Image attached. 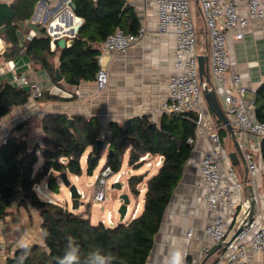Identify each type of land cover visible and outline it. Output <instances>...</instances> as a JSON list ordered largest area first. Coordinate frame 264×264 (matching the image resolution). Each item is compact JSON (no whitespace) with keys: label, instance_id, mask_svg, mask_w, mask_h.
<instances>
[{"label":"trees","instance_id":"1","mask_svg":"<svg viewBox=\"0 0 264 264\" xmlns=\"http://www.w3.org/2000/svg\"><path fill=\"white\" fill-rule=\"evenodd\" d=\"M36 0H15L10 9L13 20H4V40L10 47L4 53L5 59L26 54L46 72L55 84V71L58 69L63 83L78 85L80 82L94 81L100 66L98 56L105 39L115 29L135 33L139 29L138 18L126 0H70L75 16L81 18L80 27L70 46L55 51L50 50L51 38L44 28L39 35L21 38L20 22L32 15ZM65 23H54L53 35L59 34ZM72 28L64 31L70 33ZM58 55L55 66L51 58ZM60 100L44 91L38 100ZM29 100L26 89L7 82L0 83V118L14 107ZM254 118L264 122V83L255 92ZM64 114L46 115L42 122L44 141L42 147L43 164L35 169L38 145L30 147L25 134L15 135L23 129V123L16 125L5 141L0 142V222H11L13 212L20 208L36 210L40 217L42 244L32 243L23 264H57V258L67 250L69 238L79 245L81 264H87L91 252H100L108 257V264H146L153 244L154 235L171 193L182 175L193 145L187 143L194 138L197 126L195 115H168L163 113L159 123H152L148 116L132 117L123 124L111 122L101 138L103 145L96 149L100 130L94 118L73 117L70 123ZM219 124V122H218ZM219 138L225 134L223 126L218 130ZM108 147L105 165L119 172L122 158L129 149L128 165L139 167V158L144 155L162 158L157 173L146 182L141 213L114 226L101 222L92 224L88 209L81 213L68 210L58 203H49L37 197L33 187L46 178L50 192L57 191L59 174L65 172L79 177L83 174L81 161L89 148L85 161V174L92 176ZM264 158V143L261 147ZM58 174V175H56ZM144 176H131L127 180L132 195L137 196V186ZM47 233V235H45ZM24 250L19 246L8 256L6 264H18Z\"/></svg>","mask_w":264,"mask_h":264},{"label":"crops","instance_id":"2","mask_svg":"<svg viewBox=\"0 0 264 264\" xmlns=\"http://www.w3.org/2000/svg\"><path fill=\"white\" fill-rule=\"evenodd\" d=\"M14 1L0 0L9 6ZM66 1L36 0L31 17L18 24L21 38L24 40L37 36L39 30L44 28L51 38L50 50L55 51L57 40L52 39L54 23H65L64 27H60L61 32L57 33L56 36L65 40V47L70 46L76 33L71 34L70 32L68 34L64 30L68 27L73 29L75 15L71 9V4L68 5ZM155 1L126 0L138 18L139 27H144L146 33L142 39L124 53L100 55L102 56L101 63L107 69L109 76L108 85L101 92L97 91L94 81L80 82L75 86L63 83V79L60 84L53 83L40 65L34 63L26 54L20 53L12 59H5L4 53L10 47V43L4 40L3 35H0V83L7 82L13 85L11 80L13 72H15L31 80L43 82L45 92L61 98L60 100L29 99L25 104L14 107L6 116L0 118V142L6 139L16 125L23 123V129L14 134L24 133L30 147L38 145L36 151L37 165L35 167L37 169L39 168L38 161H44L41 150L45 136L41 122L46 115L64 114L70 120L76 116L84 117L87 120L94 118L99 126L100 139L111 122L121 125L132 117L146 115L150 122L158 124L163 114L159 109L166 100L167 83L173 73L174 37L170 32L160 33L158 31ZM193 1L195 2V0ZM238 3L240 10L244 13L246 10L245 1L238 0ZM226 46L228 58L234 62L230 72H237L241 75L242 83L247 88L244 99L248 111L254 117L255 92L264 83V24L250 21L244 30L243 38L235 40L232 35H229ZM58 55L59 52H56L55 56L51 58L55 66L58 64ZM10 67L14 68L13 72L8 70ZM212 84L211 79V86ZM217 100L223 109L222 97L219 101L217 95ZM202 109L205 118L203 126L196 129L192 144L193 149L183 166L180 180L163 210L161 222L154 235L146 264H168L170 254L176 250H180L184 254V260L195 261L198 264L214 263L223 247L217 249L220 244L211 241L206 229L214 219L219 218L229 234L233 235L246 216L247 200L251 195L248 190L249 187L252 188L255 200L254 219L258 224L264 225V172H259L254 179H251L248 171L250 163L259 165L264 162L261 155L264 138L249 134L243 136L239 128L232 122L244 161H240L238 155L236 159H230L229 156L231 153H235V148L224 127L226 134L220 139L221 150L215 156V160L221 169V182L223 184L227 182V170L231 168L235 181L241 185L234 196L238 200V205L230 206L223 202L219 203L218 209L215 211L206 208L204 198L207 189L199 170L201 154L210 146L205 128L207 129L209 123L219 128L222 125L210 113L204 99L202 100ZM106 148L104 151L108 150V147ZM89 150L88 148L80 159L83 174L78 177L79 180L89 177L85 174V161ZM128 159L129 149L123 155L121 168L123 161L126 160L128 163ZM157 159V156H148L149 161H156ZM140 167L146 168V165L137 168L131 167V170L140 169ZM121 168L120 173L125 176L126 171H122ZM147 168L155 169L153 175L157 173L156 167ZM147 173L148 171H144L141 174H131L127 177L128 180L131 176H144L142 182L137 186V196L130 193L126 180L127 193H124L128 195L129 199L141 197L140 203L136 201L133 209L134 212L138 207L135 216H138L142 211L146 182L153 176H149ZM95 175H93L91 185ZM41 184L42 186L46 184V179L41 181ZM48 192L49 195H53L49 189ZM92 208V206L89 207L91 223L94 214ZM22 210L20 208L16 212L21 215L20 217L26 214ZM101 220L97 219L99 222ZM17 222H0V264H6L7 256L4 254L3 247L7 246L8 243L13 242L18 245L22 239L27 243L30 242L28 241L30 238L29 223L27 220ZM24 222L26 223L24 224ZM19 224L21 225L19 226ZM245 259L249 264H264V253H256L248 249Z\"/></svg>","mask_w":264,"mask_h":264},{"label":"built area","instance_id":"3","mask_svg":"<svg viewBox=\"0 0 264 264\" xmlns=\"http://www.w3.org/2000/svg\"><path fill=\"white\" fill-rule=\"evenodd\" d=\"M245 12L240 10L238 0H195L203 22L205 31V45L199 46L198 32L195 29L189 10V0H156L157 28L160 33H172L174 37V64L173 73L167 83V97L160 106L159 111L168 115H195L197 127L203 126L204 112L202 109L203 84L200 82L198 71V55H207V67L213 81L212 87L216 95H220L223 101V112L230 122L239 128L244 135H254L264 138V122L257 121L248 111L244 95L247 88L242 83L241 75L230 72L234 65L227 54V38L232 35L235 40L243 38L245 28L250 21L264 24V0H244ZM66 3L69 5L70 0ZM75 24V23H74ZM144 27H139L135 33H126L120 28L109 35L100 48V55L124 53L133 44L145 35ZM207 42V43H206ZM208 44V46H207ZM201 47L203 52H198ZM98 56L99 70L95 75L94 84L98 92L106 89L108 85V71L101 63L102 56ZM8 70L13 72L14 68ZM16 87L24 88L29 93V99L38 100L42 97L45 87L43 82L34 81L25 76L13 72L12 80ZM59 90V89H58ZM210 146L202 152L199 160L200 176L206 186L205 205L208 210L215 211L219 203H227L237 206L238 200L234 198L236 190L241 185L235 181L231 168L227 170V182H221V169L215 160L220 152L219 127L209 123L207 126ZM187 143L193 144V138H188ZM149 156V155H148ZM144 155L139 158L146 167H160L162 158L148 160ZM248 171L251 179L259 172H264V162L259 165L250 163ZM78 180V177L75 176ZM122 174L113 172L108 165H103L94 177L92 187V201L104 203L106 194L110 188L121 184ZM252 181V180H251ZM77 187V186H76ZM38 198L53 203L47 183L41 182L33 187ZM80 199L85 200V194L77 188ZM128 211V207H127ZM126 211V213H127ZM138 207L131 214L135 217ZM118 216V212L116 211ZM126 215V214H125ZM115 222V223H114ZM105 226H114L116 221L111 212H107L105 219L101 220ZM240 222L239 226L241 225ZM211 241L218 244L227 243L212 264H249L246 261L247 250L256 253H264V225L258 224L253 219L249 221L237 236L230 241V235L221 219L216 218L206 229ZM184 264H198L195 261L184 260Z\"/></svg>","mask_w":264,"mask_h":264},{"label":"rangeland","instance_id":"4","mask_svg":"<svg viewBox=\"0 0 264 264\" xmlns=\"http://www.w3.org/2000/svg\"><path fill=\"white\" fill-rule=\"evenodd\" d=\"M189 10H190L191 17L193 19V23L195 25V29L199 34V36H198L199 46H204L206 39H205V31L203 28V22H202V18H201L198 6L196 5V3L193 0H189ZM202 50L203 49L201 47L198 48V52H203ZM218 99H219V101H221L219 93H218ZM107 151H104L105 154H103L102 158L99 160L98 166L95 168L93 175L97 174L99 172V170L105 164ZM43 162L44 161H38V167H40L43 164ZM142 164H140V166H142ZM121 170L126 171V175L125 176L122 175V178H121V189L120 190H113L110 188V191L107 192L105 201L102 204L92 201L91 182L93 181V175L89 176L87 178L84 177L83 180H79V178L77 180L75 178V176L68 175V178L71 181V183L75 184L77 186V188L85 191L84 194L86 196V199L84 200V205L80 206L77 210H75L73 212L81 213V212L85 211L86 209H88V206L89 207L92 206L93 207L92 212L94 214H93L91 220H92V223H94V224L99 223V221H97V219H102V220L105 219L107 212L112 213L116 223L117 222H125V221L129 220V218L131 217V214L133 213V209H134L136 201H138L140 203L141 197H138L137 199L131 197L130 203L128 206V211H127L123 220L120 219L119 215L118 216L116 215V211L121 204V201H119V196L121 194H123L124 192L127 193V189H126V185H125L127 177L130 176L131 174H141L144 171H148L147 174L149 176H151L155 173L154 172L155 169L154 168H147V167L146 168L140 167V169H136V170L132 169L131 170V167H129L127 161L124 160ZM56 175H58V174H56ZM44 179H46V178H44ZM57 184H58L57 191H55L53 193V195H50V198H51L53 203L61 204L62 206L66 207L68 210H70L71 209V203H70V198H69V192H68L67 188L64 187L63 184L61 183L60 178L57 179ZM128 194H129V192H128ZM22 211H25V213H26L22 216L23 218L20 217L21 215H18V213L13 212L15 214H14L13 218H10L11 222L16 223V221L20 222L21 220H24V221L27 220V222L29 223L28 231L30 232V236H29L30 238H28V241H30V242L28 244H32V243L42 244L43 242H42L40 225H39L40 224L39 223L40 217H39L37 211L33 210V209H23ZM70 211H72V210H70ZM25 223L26 222H24V224ZM20 225L21 224H19V226ZM19 246H20L19 243H18V245H16V243H13V242L8 243L7 246L3 247L4 254L7 257L13 255V252L15 251L14 249L18 248Z\"/></svg>","mask_w":264,"mask_h":264},{"label":"water","instance_id":"5","mask_svg":"<svg viewBox=\"0 0 264 264\" xmlns=\"http://www.w3.org/2000/svg\"><path fill=\"white\" fill-rule=\"evenodd\" d=\"M71 9L73 11V6H71ZM13 20L14 19V14L10 9L9 4L0 2V34H3L5 32V26L3 25L4 20ZM75 20V26L71 30V34L77 33L79 27H80V21L81 18L74 16ZM53 40L56 41V45L59 46L60 48L65 47V40L63 38H57L56 35L52 36ZM198 71H199V76H200V82L203 84V90H202V96L204 101L207 104V107L210 111V113L220 122V124L226 129L227 133L230 135L234 148H235V153L230 154V159H236L237 155L240 158V161H244L242 152L239 148V144L236 140L235 137V132L234 128L232 127V123L228 119V117L225 115L223 112V109L221 108L218 100H217V95L216 92L214 91L213 87L211 86V79L207 67V55H198ZM55 78L57 82H60L62 80V76L60 75L58 69L55 71ZM70 119H68V122L70 123ZM5 141V140H4ZM103 145L102 139H98L96 141V149L100 150ZM111 151H108V154H110ZM59 178L61 183L63 184L64 187L67 188L69 192V198H70V203H71V209L72 211L77 210L80 206L84 205V201L80 199V194L77 190V187L75 184L71 183L69 180L67 174L65 172H62L59 174ZM116 190L121 189V184L118 183L115 185ZM248 190L250 191V197L247 200L248 207L246 211V216L243 219L241 225L238 227L236 232L233 234L231 237L230 241L233 240L237 234L243 229L245 224H247L249 221L254 219V212H255V200L253 197L252 193V188L249 187ZM119 201H121V204L119 208L117 209V212L119 214V217L121 220L124 219L127 207L129 206L130 199L127 194L123 193L119 196ZM227 243H223L218 245L217 249L220 247H225Z\"/></svg>","mask_w":264,"mask_h":264},{"label":"clouds","instance_id":"6","mask_svg":"<svg viewBox=\"0 0 264 264\" xmlns=\"http://www.w3.org/2000/svg\"><path fill=\"white\" fill-rule=\"evenodd\" d=\"M20 247L24 252L19 258L18 264H23L29 254L30 245L22 239ZM57 264H81L79 245L75 244L71 238H69L64 255L57 258ZM87 264H108V257L103 256L100 252H91L87 258ZM168 264H184V254L180 250L173 251L170 254Z\"/></svg>","mask_w":264,"mask_h":264}]
</instances>
